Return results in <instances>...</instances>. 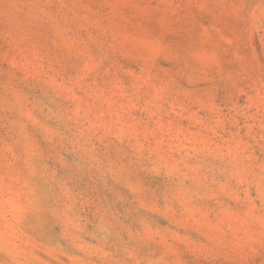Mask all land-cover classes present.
Listing matches in <instances>:
<instances>
[{"label":"rangeland","instance_id":"obj_1","mask_svg":"<svg viewBox=\"0 0 264 264\" xmlns=\"http://www.w3.org/2000/svg\"><path fill=\"white\" fill-rule=\"evenodd\" d=\"M0 264H264V0H0Z\"/></svg>","mask_w":264,"mask_h":264}]
</instances>
